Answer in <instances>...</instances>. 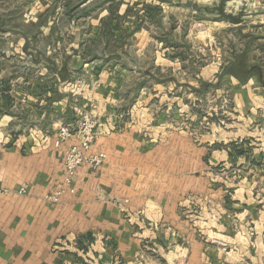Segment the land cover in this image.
<instances>
[{
  "label": "crops",
  "instance_id": "1",
  "mask_svg": "<svg viewBox=\"0 0 264 264\" xmlns=\"http://www.w3.org/2000/svg\"><path fill=\"white\" fill-rule=\"evenodd\" d=\"M38 1L0 0V181L7 188L0 195V264H144L157 255L167 263L175 251L180 264H264L263 68L250 64L231 80L241 109L233 138L153 126L146 111L135 118L130 81L116 72L124 67L100 65L92 78H78L87 42L104 39V24L124 20L128 34L151 39L133 31L131 9L152 0H77L79 20L94 30H71L62 48L49 30L56 17L35 16ZM51 2L57 0L42 12ZM244 2L264 7V0L226 4ZM42 22L49 29L35 31ZM244 22L264 27V14H243ZM121 50L130 54V47ZM85 108L98 120L93 149L106 160L81 166L75 191L50 201L61 184L65 146L53 144V132Z\"/></svg>",
  "mask_w": 264,
  "mask_h": 264
},
{
  "label": "rangeland",
  "instance_id": "2",
  "mask_svg": "<svg viewBox=\"0 0 264 264\" xmlns=\"http://www.w3.org/2000/svg\"><path fill=\"white\" fill-rule=\"evenodd\" d=\"M158 1H163L164 5ZM151 2H136L131 9L135 16L133 31H146L151 39L148 41L142 35L136 38L128 34V24L124 20L113 25L104 24V39L87 42L88 62L78 77L80 82H83V77L92 78L100 65L113 69L116 65L124 67L126 70L116 72L130 81L135 118L146 111L153 126L167 125L187 130L194 138L214 137L222 140L230 131L235 132L240 123L238 115L241 109L236 103L238 87L231 80L243 76L250 64H259L264 73V27L254 22L233 24L218 18L213 5L218 4L219 0ZM77 3V0H70V5L63 6L64 0H57L56 4L51 2L54 5L47 13V9L42 10L50 5V0H39L35 4H39V10L35 8V16L38 12L42 16L46 13L50 18L56 17V22L50 25L51 29L48 23H35V31L49 29L57 32L59 38L53 41L62 48L67 46V33L71 30L78 32L79 36L86 28L94 30L91 24L87 26L79 20L81 10ZM226 6L228 12L235 14H264V7L255 4L248 6L244 2L237 3L233 8ZM25 13L30 12L25 8ZM70 18L74 20L68 22ZM27 26L25 24V30ZM112 28L119 31L118 37L113 36ZM45 41L41 39L37 43L42 46ZM144 45L151 51L145 54H138L137 50L133 52V48ZM127 47H130V54L122 53L121 49ZM164 47L166 51L162 50ZM167 53L173 57L170 58ZM175 54L178 59H175ZM111 61L112 64L109 63ZM164 62L174 64L164 65ZM224 65L228 67L226 73H222ZM204 66L208 67L202 70ZM208 78L214 81L205 85ZM86 110L91 109L82 111ZM230 134L232 138L235 136ZM170 249L172 247L166 251ZM174 254L176 251L168 254L167 263L157 255L144 264H180V258L174 257Z\"/></svg>",
  "mask_w": 264,
  "mask_h": 264
},
{
  "label": "built area",
  "instance_id": "3",
  "mask_svg": "<svg viewBox=\"0 0 264 264\" xmlns=\"http://www.w3.org/2000/svg\"><path fill=\"white\" fill-rule=\"evenodd\" d=\"M97 125L98 120L95 114L92 110H86L82 111L75 121L61 123L54 130L53 144L56 147L65 144L63 175L60 187L46 196L48 200L56 202L63 196L65 191L70 193L75 191V176L81 166L86 165L94 169L105 162L106 153L93 149L97 137ZM6 191L7 188L0 181V195ZM19 192H25V186L20 187Z\"/></svg>",
  "mask_w": 264,
  "mask_h": 264
},
{
  "label": "water",
  "instance_id": "4",
  "mask_svg": "<svg viewBox=\"0 0 264 264\" xmlns=\"http://www.w3.org/2000/svg\"><path fill=\"white\" fill-rule=\"evenodd\" d=\"M228 0H219L218 4L214 7L218 12V18L228 20L233 24H240L243 22V15L228 12L226 9V3Z\"/></svg>",
  "mask_w": 264,
  "mask_h": 264
}]
</instances>
